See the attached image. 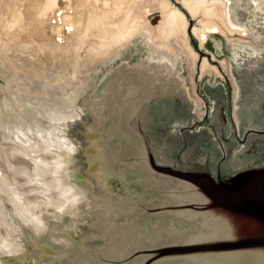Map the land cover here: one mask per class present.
Segmentation results:
<instances>
[{"label": "rangeland", "instance_id": "1", "mask_svg": "<svg viewBox=\"0 0 264 264\" xmlns=\"http://www.w3.org/2000/svg\"><path fill=\"white\" fill-rule=\"evenodd\" d=\"M7 1L9 8L20 7L21 0ZM83 1L95 14L97 0ZM168 1L186 17L188 43L197 54L193 82L182 48L172 46L173 52L169 46V59L158 58L144 30L111 55L89 63L85 79L63 89L77 116L38 118L41 130L57 140L42 150L49 168L21 156L9 161L12 170L7 160L0 161L9 189L16 188L15 193L6 191L7 197L0 192V217L10 224L17 245L0 264H158L179 238L178 201L164 169L181 161L197 170L207 165L211 177H228L249 169L261 156L257 118L264 102V0H218L236 33L213 18L218 27L207 31L203 42L191 32L200 27L202 16H190L178 0ZM27 3L34 10L54 8L49 0ZM13 16L21 24L20 16ZM170 59L175 71L164 63ZM202 60L215 73L211 69L200 78ZM0 80V101L6 95L12 110L24 114L17 85ZM57 89L60 96L62 89ZM65 136L70 143H61ZM52 161L66 166L62 175L86 198L62 216L42 208L41 229L30 217L33 205L43 204L45 189L30 182L40 176L48 183ZM16 202L28 217L16 211Z\"/></svg>", "mask_w": 264, "mask_h": 264}, {"label": "bare ground", "instance_id": "2", "mask_svg": "<svg viewBox=\"0 0 264 264\" xmlns=\"http://www.w3.org/2000/svg\"><path fill=\"white\" fill-rule=\"evenodd\" d=\"M178 1L190 16H202L200 27L194 26L191 30L192 35L200 42L205 39L207 31L218 27L211 19L219 18L223 22L222 26L229 25L228 15L218 0L211 4H205V0ZM25 2L26 0H21L19 8H9L7 0H0V56L3 58L0 79L13 81L17 85V102L20 101L18 103L26 108L22 107L26 113L23 111L24 114H17L12 110L6 95L0 101V161L7 160L9 170H12L13 165L9 161L20 156L26 160L46 161L42 150L45 151V146H51L57 140L41 130L38 118L52 121L57 117L65 120L77 116L75 111H70L73 100L70 97H67L70 100H65L63 89L75 85L77 81L79 84L89 63L104 59L126 45L124 43L129 42L138 30L147 32L149 41L154 46L152 54L158 58L169 59L172 46L181 47L185 52L192 82L195 78L197 54L188 43L186 17L179 9L172 7L168 0H97L95 14L87 9V2L83 0H49L50 3L53 2L50 5H54V8L45 10H34V6L29 8L28 3L24 6ZM13 15L20 16L21 24H16ZM159 18L163 20L157 25ZM149 22H153L152 26ZM226 26L228 33H236L230 25ZM219 30L222 32L220 28ZM89 38L93 39L90 40V45L81 51L87 46ZM169 46L171 49H168ZM178 58L179 55H176V68ZM170 60H165L164 63L172 67L173 60ZM211 69L206 60H202L200 78L201 75L210 73ZM172 70L175 71V68L172 67ZM55 86L62 89H59L62 95L55 92ZM32 115L34 119L29 120L28 117ZM47 151L51 158V151ZM19 170L26 172L28 169L20 166ZM8 182V177L0 172V192L6 197L8 190L14 193L16 191V188L9 189ZM16 205V211L24 218L27 215L24 206L18 208L17 202ZM9 225L3 216L0 219V229L4 237L1 231L0 238L6 240L12 250L16 251L17 245L11 238V233L14 232H11Z\"/></svg>", "mask_w": 264, "mask_h": 264}, {"label": "water", "instance_id": "3", "mask_svg": "<svg viewBox=\"0 0 264 264\" xmlns=\"http://www.w3.org/2000/svg\"><path fill=\"white\" fill-rule=\"evenodd\" d=\"M257 123L261 156L249 169L228 177L181 161L164 169L179 238L158 264H264V102Z\"/></svg>", "mask_w": 264, "mask_h": 264}, {"label": "clouds", "instance_id": "4", "mask_svg": "<svg viewBox=\"0 0 264 264\" xmlns=\"http://www.w3.org/2000/svg\"><path fill=\"white\" fill-rule=\"evenodd\" d=\"M61 143H70V141L65 136L61 140ZM75 148L76 146L74 144L71 145L72 155L75 154ZM34 163L35 165L42 166L44 169L49 168V165L40 159L35 160ZM52 164L55 165V168L49 173L48 183H43L40 176H37L30 182L45 189L42 193L43 204H34V211L31 216L32 225L41 229L45 227V221L41 212L42 208L52 210L62 216L70 209L77 208L82 203V200L86 198L77 186L73 185L69 179L62 175L66 166L62 163H56V161H52ZM12 251L7 241L0 238V258L11 256Z\"/></svg>", "mask_w": 264, "mask_h": 264}, {"label": "flooded vegetation", "instance_id": "5", "mask_svg": "<svg viewBox=\"0 0 264 264\" xmlns=\"http://www.w3.org/2000/svg\"><path fill=\"white\" fill-rule=\"evenodd\" d=\"M195 99V98H194ZM196 102V106H197V110L199 111V102H197V101H195ZM221 122H223L222 120H221Z\"/></svg>", "mask_w": 264, "mask_h": 264}]
</instances>
